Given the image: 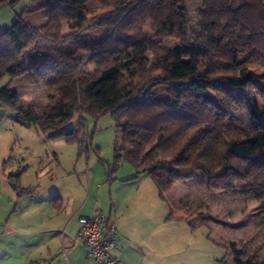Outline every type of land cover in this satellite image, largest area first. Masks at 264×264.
Returning <instances> with one entry per match:
<instances>
[{"label": "trees", "instance_id": "16d2710c", "mask_svg": "<svg viewBox=\"0 0 264 264\" xmlns=\"http://www.w3.org/2000/svg\"><path fill=\"white\" fill-rule=\"evenodd\" d=\"M89 1L31 0L0 29V76L31 73L52 84L53 99L36 112L6 84L0 107L17 122L70 140L77 138L74 129L60 126L74 114L110 113L121 133L115 162L122 158L148 173L161 194L200 171L211 190L249 181L242 193L264 208V105L252 99L254 92L264 99V1L202 0L200 32L173 48L159 39L187 33L185 0H96L102 10L88 15ZM39 12L44 22L36 26L28 16ZM64 21L74 29L69 35L62 34ZM65 42L73 43L71 51L35 50ZM77 51L85 54L75 57ZM148 51L153 61L146 69ZM82 62L93 69L80 70ZM240 71H248L242 81ZM157 86L165 94L154 91ZM244 112L246 127L240 125Z\"/></svg>", "mask_w": 264, "mask_h": 264}, {"label": "rangeland", "instance_id": "374dc122", "mask_svg": "<svg viewBox=\"0 0 264 264\" xmlns=\"http://www.w3.org/2000/svg\"><path fill=\"white\" fill-rule=\"evenodd\" d=\"M30 2L18 0L14 4H0V29L10 26L15 15ZM184 5L189 17L187 33L181 39L162 36L161 45L173 48L200 32L198 13L202 0H185ZM101 10L96 0L86 5L88 15ZM28 20L41 25L43 12L28 16ZM146 28L149 29V23ZM73 31L65 22L62 34L69 35ZM72 49V42L35 46V50L43 53ZM84 54L77 51L75 57ZM145 57L144 68L148 69L153 61L152 52L148 51ZM243 58L235 56L236 61ZM82 69L91 71L93 65L82 62ZM245 74L238 73L241 81L248 76V71ZM6 84L21 102L31 105L36 112L44 110L53 100L49 96L52 84L36 79L31 73L12 80L7 75L0 76V88ZM153 90L165 94L164 87L157 86ZM252 99L263 107L264 99L256 92ZM243 115L246 123L240 125L246 127L250 118L247 112ZM229 121L238 124L232 119ZM60 127H72L77 138H51L33 125L15 121L9 108L0 107V179L3 172L9 171L10 183L14 181L20 187L35 190L23 200L27 208L30 202L60 194L65 197L66 205L78 209V214L98 205L105 216L113 218L122 204H129L128 213L136 215V211L131 210L132 205L144 202L149 207L139 210L136 217L141 221L150 217L156 221L146 228L152 232L159 224L160 232L168 236L171 257H179L181 264H264V208L253 194L242 193L241 188L250 185L249 181L211 190L197 171L191 178L177 180L161 194L148 173H138L122 158L115 162L113 148L120 147L121 133L117 132L110 113L98 117L74 114ZM126 217L123 215L119 220Z\"/></svg>", "mask_w": 264, "mask_h": 264}, {"label": "crops", "instance_id": "0c3cea01", "mask_svg": "<svg viewBox=\"0 0 264 264\" xmlns=\"http://www.w3.org/2000/svg\"><path fill=\"white\" fill-rule=\"evenodd\" d=\"M10 175L5 171L0 179V264H97L87 258L81 242L73 243L78 217L92 214L96 207L78 214V209L65 204V197L54 194L30 202L27 208L23 200L35 190L17 192L10 185ZM55 195L59 199L53 201ZM132 206L136 215L149 207L144 202ZM129 208L122 204L113 218L108 216L118 233L112 253L122 264H181L179 257H171L168 236L160 232L159 224L153 227L155 232L147 230L156 221L151 217L141 221L128 213ZM123 215L127 217L120 221Z\"/></svg>", "mask_w": 264, "mask_h": 264}, {"label": "built area", "instance_id": "2783aa9c", "mask_svg": "<svg viewBox=\"0 0 264 264\" xmlns=\"http://www.w3.org/2000/svg\"><path fill=\"white\" fill-rule=\"evenodd\" d=\"M78 224L73 243L81 242L85 246L88 259L97 264H122L112 253L117 243V230L98 205L92 214L79 216Z\"/></svg>", "mask_w": 264, "mask_h": 264}]
</instances>
